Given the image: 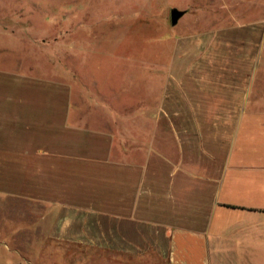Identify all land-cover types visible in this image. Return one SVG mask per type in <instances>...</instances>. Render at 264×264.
Segmentation results:
<instances>
[{"label":"crops","instance_id":"1","mask_svg":"<svg viewBox=\"0 0 264 264\" xmlns=\"http://www.w3.org/2000/svg\"><path fill=\"white\" fill-rule=\"evenodd\" d=\"M225 17L176 34L136 101L0 63V197L107 264H264V17Z\"/></svg>","mask_w":264,"mask_h":264},{"label":"rangeland","instance_id":"2","mask_svg":"<svg viewBox=\"0 0 264 264\" xmlns=\"http://www.w3.org/2000/svg\"><path fill=\"white\" fill-rule=\"evenodd\" d=\"M236 1L0 0V63L76 71L87 76L94 95L97 83L129 89L137 71H155L169 59L172 39L192 29L191 24L204 28L231 22L223 18L231 13L242 22L264 17V0ZM204 5L211 15L202 10ZM172 9L190 10L176 27L171 25ZM137 97L130 88L124 100ZM47 213L39 205L0 197V264H107L121 259L50 240L33 228Z\"/></svg>","mask_w":264,"mask_h":264},{"label":"water","instance_id":"3","mask_svg":"<svg viewBox=\"0 0 264 264\" xmlns=\"http://www.w3.org/2000/svg\"><path fill=\"white\" fill-rule=\"evenodd\" d=\"M186 14V11H181V10H178V9H172L171 10V25L173 27H176L180 20L185 16Z\"/></svg>","mask_w":264,"mask_h":264}]
</instances>
